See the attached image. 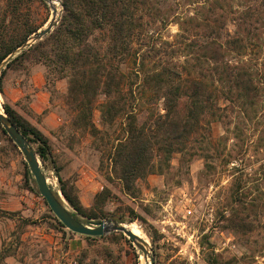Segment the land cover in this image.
<instances>
[{
  "label": "rangeland",
  "instance_id": "rangeland-1",
  "mask_svg": "<svg viewBox=\"0 0 264 264\" xmlns=\"http://www.w3.org/2000/svg\"><path fill=\"white\" fill-rule=\"evenodd\" d=\"M53 4L57 24L62 0ZM157 6L159 18L148 23L147 34L135 40L134 52L144 53L156 45L162 59L149 57L143 66L142 54H133L123 68L126 88L136 90L143 69L173 60L188 67L190 78L204 80L214 94L222 97L223 91H229L230 84L218 80L215 61L206 57L199 64L196 52L188 47L193 44L197 50L198 43L212 42L211 36L203 34L204 27H199L206 19L207 28L220 29L222 38L216 44H223L221 57L228 61L227 69L252 77L249 97L241 96L242 87H233L234 100H220L219 116L207 115L203 120L200 138L209 156L184 157L176 152L164 173L138 180L135 194L126 191L111 170L108 149L97 148L90 131L75 125L76 111L67 102V79L47 78L46 66L34 58L9 68L7 63L0 70V107L4 102L11 104L49 138L48 160L39 157L55 192L62 191L64 182L91 207L95 195L107 187L111 195L105 211L128 216L135 211L134 220L125 222L149 241L154 264H210L208 257L219 264H264V0H163ZM53 17L46 0H0V45L29 24L41 25L36 32L41 31ZM232 39L239 41L226 43ZM105 101L103 94L98 96L93 120L116 140L125 119L120 116L104 126L100 110ZM164 111L163 99L151 91L141 96L136 107L139 124ZM2 127L0 208L10 214H0V264H148L142 250L125 234L127 238L113 235L116 231L88 237L59 226L32 173L33 180L25 182L29 168L25 156ZM241 210L246 224L237 226L230 218ZM110 218L83 222L93 225Z\"/></svg>",
  "mask_w": 264,
  "mask_h": 264
},
{
  "label": "trees",
  "instance_id": "trees-1",
  "mask_svg": "<svg viewBox=\"0 0 264 264\" xmlns=\"http://www.w3.org/2000/svg\"><path fill=\"white\" fill-rule=\"evenodd\" d=\"M162 2L163 0H62L63 12L54 29L43 39L21 51L7 64L9 68L19 60L34 58L46 66L47 78L52 76L67 79V102L76 111L75 125L90 131L97 148L108 149L112 172L123 184L124 189L133 194L137 192L138 180L146 178L149 174L164 173L170 167L176 152L182 153L184 157L188 154L209 156L206 142L200 138L203 120L207 115L212 118L219 116L216 110L222 107L220 100H234L230 95L233 93V87H242L245 92L241 96L247 97L252 90V77L248 72L227 69L228 61H223L221 57L220 46L223 44H216L217 39L222 38L220 29L207 28L210 24L208 19L204 21L206 25L201 22L199 27H204L203 34L211 36L212 42L205 45L198 43L197 50L192 48L193 44L188 47L190 51L196 52L195 59L199 64L206 57L215 61L214 71L220 74L218 80H226L231 86L229 91H223L222 97L210 91L201 78H190L188 67L173 60H165L162 64L150 68L145 67L147 70L143 69L136 90L133 87L126 88L127 73L123 68L133 54H142L140 62L143 66L149 57L152 60L162 59V51L156 48V45L150 46L144 53L140 50L138 53L134 52L135 40L147 34L148 23H155L159 18L160 8L157 4ZM40 26L29 24L23 32L4 40L0 45V62L22 45ZM238 41L232 39L226 43ZM146 91H151L156 98L163 99L165 111L155 114L150 122L139 124L136 107ZM101 94L106 98L100 110L102 124H113L120 116L125 119L122 135L116 139V143V140H111L109 133L100 129L93 120L96 101ZM3 106L28 141L37 145L35 150L41 159L47 161L49 138L11 104L4 102ZM2 131L7 133L3 127ZM9 140L13 141L11 137ZM13 145L18 149L15 143ZM24 178L27 183L33 180L28 167ZM58 178L63 181L62 177ZM109 178H112V175ZM61 190L74 209V215L82 221L91 222L111 217L110 219L125 222L126 219L133 221L137 216L133 210L132 216L105 211L104 207L111 195L107 187L95 195L91 207L85 206L74 188L66 183H62ZM55 193L59 197L58 193ZM0 214L6 215L10 212L0 208ZM54 218L59 226L64 227L56 216ZM230 220H234L237 226L246 224L242 210L235 212ZM24 222L28 224L31 221L24 219ZM112 234L127 238L121 231ZM208 262L219 264L214 257H208Z\"/></svg>",
  "mask_w": 264,
  "mask_h": 264
},
{
  "label": "water",
  "instance_id": "water-1",
  "mask_svg": "<svg viewBox=\"0 0 264 264\" xmlns=\"http://www.w3.org/2000/svg\"><path fill=\"white\" fill-rule=\"evenodd\" d=\"M46 1L51 4L54 11L53 19L44 29L34 33L33 36L29 37L22 45L15 48L9 55H7L0 62V70L21 50L32 45L48 34L52 30L55 22L58 21V18L55 17L57 8L53 4V0ZM0 123L25 156L29 169L35 178L41 195L45 198L53 213L66 228H69L73 232L88 236H101L112 231H121L142 250L144 258L147 260L148 264H154V253L149 241L143 236L133 232V230L127 226L128 222H120L115 219H103L93 223L92 225L83 222L76 215H74L73 211L67 207L66 203L68 204L69 202L62 191H59V197L56 195L54 189L48 181V177L44 171L39 154L36 152L33 145L30 143V141H28L16 123L6 113L2 104L0 107ZM64 201L66 203H64Z\"/></svg>",
  "mask_w": 264,
  "mask_h": 264
},
{
  "label": "bare ground",
  "instance_id": "bare-ground-1",
  "mask_svg": "<svg viewBox=\"0 0 264 264\" xmlns=\"http://www.w3.org/2000/svg\"><path fill=\"white\" fill-rule=\"evenodd\" d=\"M131 225V224H130Z\"/></svg>",
  "mask_w": 264,
  "mask_h": 264
}]
</instances>
